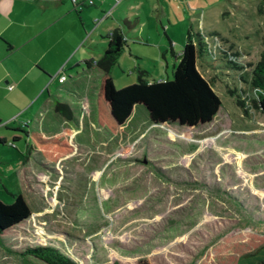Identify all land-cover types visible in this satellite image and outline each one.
<instances>
[{
	"label": "rangeland",
	"instance_id": "1",
	"mask_svg": "<svg viewBox=\"0 0 264 264\" xmlns=\"http://www.w3.org/2000/svg\"><path fill=\"white\" fill-rule=\"evenodd\" d=\"M230 1L210 0L194 10L168 0L160 17L154 0H125L104 21L111 26L130 14L143 22L132 31L137 37L121 27L131 51H124L127 71L117 65L111 71L115 89L136 83L137 70L148 81L172 78L164 27L174 38L181 35L178 47L188 24L193 33L215 34L222 48L232 44L236 52L197 60L220 101L210 123L151 126L137 106L114 135L89 128L84 144L53 165L33 154L25 165L24 135L4 132L0 201L9 204L20 194L30 215L0 235V264H44L19 256L36 247H51L71 264H264V115L257 106L262 93L250 86L264 51V2ZM139 5L143 14L132 15ZM11 135L19 140L10 142Z\"/></svg>",
	"mask_w": 264,
	"mask_h": 264
},
{
	"label": "crops",
	"instance_id": "2",
	"mask_svg": "<svg viewBox=\"0 0 264 264\" xmlns=\"http://www.w3.org/2000/svg\"><path fill=\"white\" fill-rule=\"evenodd\" d=\"M123 1L125 0L113 6L112 0H92V6L74 7L69 0H0V142L2 144L6 142L5 131L22 130L36 134L42 139L66 141L73 150L75 146L84 144L89 128L93 129L95 126L100 130L95 124L94 101L100 73L93 66L86 68L83 63L96 61L102 56L106 48V40L103 47L101 39L112 30L111 26H115L113 23L117 25L119 22L120 25L114 29L120 30L126 46L115 65L122 71H127L124 66V51L130 54L131 50L127 48L128 36L122 29L121 20L131 22V27L126 30L135 37L137 35L132 31L136 26H142L143 22L139 23L137 17L132 21L130 14L119 17L117 11L114 12L117 19L110 22L111 26L104 22L111 18L115 7ZM167 1L154 0L151 8L155 7L156 14L163 17L165 12L161 4L170 8ZM172 1L178 4L179 1L187 3L188 8L198 10L199 7L208 6L210 0ZM135 11L132 15L137 16L138 12L143 14L144 10L139 5ZM107 12L109 16L103 18ZM89 19L94 20V25L89 24L87 21ZM166 19L169 25L174 24L170 18ZM188 29L192 31V25H187L186 35ZM162 32L174 64V56L179 55L183 45L181 43V47H178L181 35L174 38L165 27ZM202 34L209 33L202 32ZM97 38H100V41H97ZM97 42L99 43L96 44ZM227 46L232 51H237L232 44ZM164 48L165 44L159 41L156 49L166 67L167 61L164 56L166 52L161 53ZM177 48L178 53L175 55ZM205 59L203 56L199 60L206 62ZM151 60L153 63L157 62L155 57H151ZM156 64L159 67L162 65L159 62ZM60 76L65 77L62 83L58 82ZM131 83L132 81H128L125 84ZM55 101L68 105L71 119L66 120L54 112ZM132 111L125 123L130 119ZM17 140H19L18 135H11L10 142ZM13 145L11 143L10 147ZM32 154L43 162L36 151H31L29 157ZM28 158L24 161L25 165L29 164Z\"/></svg>",
	"mask_w": 264,
	"mask_h": 264
},
{
	"label": "trees",
	"instance_id": "3",
	"mask_svg": "<svg viewBox=\"0 0 264 264\" xmlns=\"http://www.w3.org/2000/svg\"><path fill=\"white\" fill-rule=\"evenodd\" d=\"M121 25L128 29L131 22L123 19ZM211 36L220 42L215 34H197L188 29L179 55L174 56L170 80L148 81L146 72L137 70L136 83L115 89L110 72L126 44L119 29L107 32L104 36L106 48L102 56L96 61L83 63L86 68L93 66L100 73L94 100L95 124L98 128L104 129L108 135H114L137 106L144 109L147 121L153 125L175 124L194 128L210 123L220 107V101L210 83L199 73L196 61L205 56V45L212 41L208 39ZM262 41L264 44V37ZM225 51L232 50L227 48ZM250 86L262 93L257 106L264 115V51L251 71ZM53 109L64 119H71L67 104L55 101ZM20 132L25 138L24 161L31 151H36L44 163L52 165L72 151L66 141L42 139L33 133L22 130ZM11 198L9 204L0 201V235L25 221L30 215V210L20 194L11 195ZM19 256H28L44 264H71L51 247L27 248Z\"/></svg>",
	"mask_w": 264,
	"mask_h": 264
},
{
	"label": "built area",
	"instance_id": "4",
	"mask_svg": "<svg viewBox=\"0 0 264 264\" xmlns=\"http://www.w3.org/2000/svg\"><path fill=\"white\" fill-rule=\"evenodd\" d=\"M70 3L72 4V6L77 7V6H92L93 2L92 0H69ZM121 0H112L113 2V6H115L116 4H118ZM109 16V12L105 13L103 18ZM213 42V43H211ZM211 42L206 43L205 45V56L208 55V59L210 61H214L215 59H217L218 55L222 54L223 51H225V48H222L220 46H218L216 39L212 40ZM207 57V56H206ZM235 58V57H234ZM234 58H232L231 62H234ZM65 80L64 76H60L58 78V82L62 83ZM8 89H10L8 87Z\"/></svg>",
	"mask_w": 264,
	"mask_h": 264
},
{
	"label": "water",
	"instance_id": "5",
	"mask_svg": "<svg viewBox=\"0 0 264 264\" xmlns=\"http://www.w3.org/2000/svg\"><path fill=\"white\" fill-rule=\"evenodd\" d=\"M150 124V123H149ZM151 126H154L153 124H150ZM97 126V125H96ZM97 128H98V126H97ZM101 130H103L104 132H105V130L104 129H101ZM109 136H111V135H109Z\"/></svg>",
	"mask_w": 264,
	"mask_h": 264
}]
</instances>
